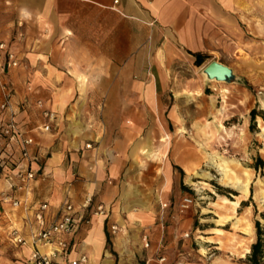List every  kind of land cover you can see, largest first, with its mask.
<instances>
[{
	"label": "crops",
	"instance_id": "obj_1",
	"mask_svg": "<svg viewBox=\"0 0 264 264\" xmlns=\"http://www.w3.org/2000/svg\"><path fill=\"white\" fill-rule=\"evenodd\" d=\"M245 4L246 0H0V41L11 34L19 59L12 71L13 102L34 141L31 150L40 154L30 190L15 193L25 200L21 206L2 200L7 183L0 175V235L19 248L24 264L32 247L16 244L11 230L29 238L37 227L36 205L47 202L51 220L62 203L78 205L86 193L93 195L87 214L97 204L110 206L111 212L106 218L92 215L88 226L80 223L70 240L86 250L89 264H115V248L107 243V219L129 206H152L143 203L140 190L129 188L128 180L134 178V157L148 144V115L157 116L156 135L165 131L158 84L173 79L170 68L184 54L197 66L191 52L207 58L221 34H237ZM37 99L56 112L49 131L38 129L44 119ZM166 169L172 173L171 166ZM141 218L146 223L153 219L145 210Z\"/></svg>",
	"mask_w": 264,
	"mask_h": 264
},
{
	"label": "rangeland",
	"instance_id": "obj_2",
	"mask_svg": "<svg viewBox=\"0 0 264 264\" xmlns=\"http://www.w3.org/2000/svg\"><path fill=\"white\" fill-rule=\"evenodd\" d=\"M245 6L237 34H221L199 66L184 54L170 68L173 79L158 84L165 131L156 135L159 122L149 114L148 144L134 157V178L128 180L152 206H125L107 219L115 264H246L254 221L264 225V0H246ZM1 41L15 53L11 34ZM212 60L227 65L232 78L207 79L202 71ZM13 68L0 61V86L8 87L12 99ZM251 109L257 113L253 123ZM7 118L0 110V128ZM1 141L0 135V146ZM237 181L247 183L245 195ZM185 194L192 204L181 211ZM142 210L152 215L150 223ZM18 249L0 235V264H24Z\"/></svg>",
	"mask_w": 264,
	"mask_h": 264
},
{
	"label": "built area",
	"instance_id": "obj_3",
	"mask_svg": "<svg viewBox=\"0 0 264 264\" xmlns=\"http://www.w3.org/2000/svg\"><path fill=\"white\" fill-rule=\"evenodd\" d=\"M9 67H16L19 59L16 54L6 48L4 41H0V61ZM2 99L0 110L8 113V118L1 125L0 135L5 141L0 150V175L5 178L7 183L6 191L2 200L9 202L12 207H19L25 200L15 196L16 192L27 193L36 178L38 168L36 165L40 161V154L33 152L31 147L33 139L27 135L22 119L18 117L17 105L13 102L10 90L5 84L0 86ZM44 121L38 126L41 131H49L55 124L56 112L42 99L35 101ZM85 147H90L86 144ZM93 195L86 193L82 202L74 205L71 202H64L60 205L58 212L53 219L46 215L48 209L47 202H41L34 208V218L37 227L30 234L29 238L24 237L17 230L10 232L12 240L18 245L30 244L32 249L28 258V264H89V255L79 243L70 240L79 228L80 223L88 226L91 223L92 215L104 216L111 212V207L104 204H97L90 214L86 211L90 208ZM192 204V197L185 194L179 203V209L184 211ZM167 202H161L162 207H166ZM117 226L112 224L111 230L115 232ZM147 236H142L143 246H148ZM40 246H47L48 249L42 250ZM71 252L76 255L70 257ZM160 260H163L161 258Z\"/></svg>",
	"mask_w": 264,
	"mask_h": 264
},
{
	"label": "trees",
	"instance_id": "obj_4",
	"mask_svg": "<svg viewBox=\"0 0 264 264\" xmlns=\"http://www.w3.org/2000/svg\"><path fill=\"white\" fill-rule=\"evenodd\" d=\"M194 55L195 65L199 66L205 60L204 56H201L199 52H191ZM250 121L253 123L254 119L257 115L255 109H251L249 112ZM262 160H260L261 162ZM180 171L182 169L179 166H175ZM254 228H255V240L251 243L249 252L245 256L246 264H264V225H261L260 221L256 219L254 221ZM107 243L111 244L109 238H107Z\"/></svg>",
	"mask_w": 264,
	"mask_h": 264
},
{
	"label": "water",
	"instance_id": "obj_5",
	"mask_svg": "<svg viewBox=\"0 0 264 264\" xmlns=\"http://www.w3.org/2000/svg\"><path fill=\"white\" fill-rule=\"evenodd\" d=\"M203 71L209 79L227 81L233 76L232 70L227 65L216 60H212L206 64Z\"/></svg>",
	"mask_w": 264,
	"mask_h": 264
},
{
	"label": "bare ground",
	"instance_id": "obj_6",
	"mask_svg": "<svg viewBox=\"0 0 264 264\" xmlns=\"http://www.w3.org/2000/svg\"><path fill=\"white\" fill-rule=\"evenodd\" d=\"M203 74H204V76L207 78V79H209L208 77H207V75H206V73L203 71ZM209 80H216V79H209ZM219 169V168H218ZM222 169V168H221ZM189 170V169H188ZM190 171V170H189ZM225 174H226V172H225ZM191 176V174L189 173V172H187V178H188V180H190V177ZM236 188L238 189V191L239 192H242V193H244V195L247 193V183H244V182H242V181H237V183H236ZM232 202V201H231ZM235 204H237V203H235ZM124 245V244H123ZM249 251V249H247V252Z\"/></svg>",
	"mask_w": 264,
	"mask_h": 264
}]
</instances>
